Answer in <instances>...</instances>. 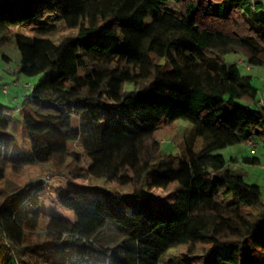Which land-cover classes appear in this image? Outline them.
Masks as SVG:
<instances>
[{"label":"trees","instance_id":"obj_1","mask_svg":"<svg viewBox=\"0 0 264 264\" xmlns=\"http://www.w3.org/2000/svg\"><path fill=\"white\" fill-rule=\"evenodd\" d=\"M6 32L19 52L14 74L40 75L22 105L45 102L58 113L23 116V151L13 148L0 104V181L9 167L71 156L77 172L132 183L133 191L101 198L70 182L55 199L73 220L49 216L47 239L26 244L43 216V190L0 189V264L13 256L19 264H158L178 245L187 247L183 264L210 252V264H264L247 250L264 251L247 214H264L260 187L213 153L264 144V100L239 62L226 59L236 53L246 67L264 64V0H0V37ZM176 119L192 124L188 138L201 139L199 151L188 139L182 155L160 150L157 129ZM105 228L120 236L114 248L99 242Z\"/></svg>","mask_w":264,"mask_h":264},{"label":"rangeland","instance_id":"obj_2","mask_svg":"<svg viewBox=\"0 0 264 264\" xmlns=\"http://www.w3.org/2000/svg\"><path fill=\"white\" fill-rule=\"evenodd\" d=\"M168 6L174 7V3L168 2ZM100 38L109 43L113 42V38L109 36H100ZM3 55L8 57L7 61L3 58ZM226 59H236L239 62L241 73L250 76L251 84L256 88L257 99L264 100V64L246 67L245 63H241V56L236 53L227 54ZM158 62L164 63L165 61L163 58H159ZM18 66L19 52L13 35L8 32L3 33L0 37V104L8 108L5 115L8 122L6 132L15 138L13 148L28 151L30 146L22 122L23 116L28 113L57 114L58 109L55 105L45 102L41 105L34 103L22 105L25 95L30 93L32 86L38 81L40 75L14 74ZM11 70H15L14 73L10 72ZM4 88L7 90L6 93ZM124 88L126 90L133 88V83L125 82ZM191 130L192 124L184 119H176L170 124L162 123L156 132V138L160 142V150L176 156L182 155L186 152V139H188V143H193L192 150L199 151L202 141L200 138L189 140ZM69 149L71 151H81V147L78 144L75 145L74 142L69 144ZM213 153H221L227 160L226 166L241 174L246 183L258 185L261 190V202L264 203V144L256 142V146L252 147L246 143H236L225 148L216 149ZM245 155L257 157L258 163L243 162L242 157ZM233 156L236 157L235 162L230 161V157ZM80 164L86 167L88 159L83 156ZM74 166L73 158L66 156L63 159L53 158L42 163L24 165L17 170L7 168L5 177L0 181V189L5 193L18 191L31 183L40 185L43 190L37 194L41 201L40 209L43 216L37 227L32 231H28L30 233L26 238V244L41 243L47 239L44 232L47 231L46 222L49 216H56L68 221L73 220V214L61 208L55 199L56 190L60 187L68 188L70 182H74L82 188L93 189L92 194L101 198L105 196L106 191L113 190L128 194L133 191L132 183L120 184L79 173ZM247 214L257 221L258 233L260 236H264V214H261L256 208H247ZM119 241L120 236L110 228H105L99 239L100 243L110 248H114ZM2 242L7 244L4 240ZM247 250L252 256L264 259V251L252 248L250 244H248ZM0 251V261H2L5 251ZM218 251L221 254H226L229 251V246H221ZM186 252L187 247L185 245L171 247L161 255L158 264H183L180 256ZM213 257L214 252H210L207 255L198 256V260L200 264H210ZM9 263L19 264L14 256Z\"/></svg>","mask_w":264,"mask_h":264},{"label":"built area","instance_id":"obj_3","mask_svg":"<svg viewBox=\"0 0 264 264\" xmlns=\"http://www.w3.org/2000/svg\"><path fill=\"white\" fill-rule=\"evenodd\" d=\"M14 71L15 70H11L10 72H12V73H14ZM4 92L6 93L7 92V90H6V88H4ZM261 103H262V101H261ZM250 143V142H249ZM251 145H254L253 143H250Z\"/></svg>","mask_w":264,"mask_h":264},{"label":"crops","instance_id":"obj_4","mask_svg":"<svg viewBox=\"0 0 264 264\" xmlns=\"http://www.w3.org/2000/svg\"><path fill=\"white\" fill-rule=\"evenodd\" d=\"M8 58V57H7ZM5 59V58H4ZM6 61L8 60V59H5Z\"/></svg>","mask_w":264,"mask_h":264}]
</instances>
